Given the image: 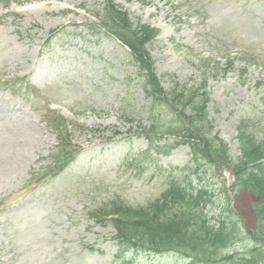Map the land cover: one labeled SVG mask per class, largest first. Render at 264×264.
Wrapping results in <instances>:
<instances>
[{"label":"rangeland","instance_id":"1","mask_svg":"<svg viewBox=\"0 0 264 264\" xmlns=\"http://www.w3.org/2000/svg\"><path fill=\"white\" fill-rule=\"evenodd\" d=\"M107 1L0 0V264H192L171 252L118 257L114 228L90 215L145 206L172 182L206 184L211 222L238 221L231 255L259 249L254 198L227 176L240 124L264 141V0H113L135 28L159 31L146 48L154 76L166 91L178 85L205 99L211 136L227 144L231 161L198 174L184 144L139 157L148 148L142 129L172 123L177 105L152 106L132 53L95 17ZM20 80L16 92L2 85ZM50 113L85 151L57 176Z\"/></svg>","mask_w":264,"mask_h":264},{"label":"trees","instance_id":"2","mask_svg":"<svg viewBox=\"0 0 264 264\" xmlns=\"http://www.w3.org/2000/svg\"><path fill=\"white\" fill-rule=\"evenodd\" d=\"M104 18H100L104 29L130 48L140 74L146 85L145 95L154 108L158 104L172 102L169 106L172 123L163 127L142 129L148 149L141 153L151 158V151L169 154L172 147L181 144L191 149L192 161L197 174L206 166L220 161H231L227 144L217 136L212 137V128L207 122L205 99L196 101L178 85L172 91L162 89L160 80L153 74L151 57L146 51L154 38L155 31L139 25L136 28L127 15L108 1ZM203 98L206 94L203 93ZM189 113L186 117L184 114ZM179 118L172 119V118ZM154 118V117H153ZM155 118H160L156 116ZM154 118V120H155ZM264 120V110L263 117ZM238 157L233 168L239 177V189H247L253 196L255 215V238L264 237V141L246 125L238 127ZM141 132L139 133L140 135ZM118 134V133H117ZM164 136L175 137L169 142ZM164 145H159L162 141ZM82 148L71 143L66 137L59 138V147L53 154L52 168L62 171L69 167ZM204 184L194 188L191 183H171L168 189L154 202L145 206L112 205L91 213L101 225H111L115 230L114 240L118 246V257L127 253L148 254L176 253L190 260L192 264H262L264 240H256L258 248L241 255H231L230 248L238 242L241 226L238 221L221 219L211 222L207 208L214 202V194Z\"/></svg>","mask_w":264,"mask_h":264}]
</instances>
